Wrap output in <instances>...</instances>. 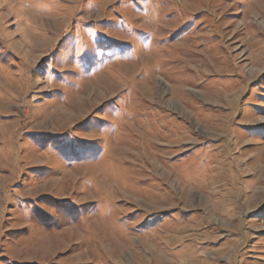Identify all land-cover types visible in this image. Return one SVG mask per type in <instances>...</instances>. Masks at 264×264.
Segmentation results:
<instances>
[{
    "label": "rangeland",
    "instance_id": "obj_1",
    "mask_svg": "<svg viewBox=\"0 0 264 264\" xmlns=\"http://www.w3.org/2000/svg\"><path fill=\"white\" fill-rule=\"evenodd\" d=\"M0 264H264V0H0Z\"/></svg>",
    "mask_w": 264,
    "mask_h": 264
}]
</instances>
